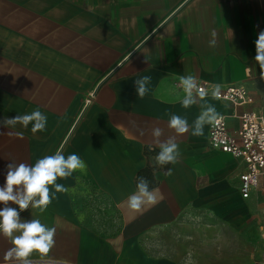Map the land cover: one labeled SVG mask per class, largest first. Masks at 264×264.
I'll return each mask as SVG.
<instances>
[{"label": "crops", "instance_id": "0c3cea01", "mask_svg": "<svg viewBox=\"0 0 264 264\" xmlns=\"http://www.w3.org/2000/svg\"><path fill=\"white\" fill-rule=\"evenodd\" d=\"M213 30L217 43L209 47ZM261 31L264 0H0V120L37 108L47 116L36 133L31 124L0 126V187L7 164L34 165L58 150L87 165L58 178L68 191L56 193L44 212L9 202L22 220L56 228L53 248L33 252L32 264H189L215 222L255 233L260 260L264 194L241 196L245 164L212 149L205 125L203 136H177V163L159 165L152 130L163 129L161 140L176 135L167 125L171 114L186 118L191 130L202 103L227 116L231 133L239 127L233 111L264 116V76L254 59ZM189 74L211 86L241 84L253 102L233 107L208 96L185 109L179 78ZM145 75L152 79L141 99L134 81ZM145 169L163 199L136 212L125 202ZM89 189L115 208L117 231L82 222L80 211L97 201ZM189 212L205 224L182 223ZM12 246L0 234V264H20L4 259Z\"/></svg>", "mask_w": 264, "mask_h": 264}, {"label": "clouds", "instance_id": "9594fccd", "mask_svg": "<svg viewBox=\"0 0 264 264\" xmlns=\"http://www.w3.org/2000/svg\"><path fill=\"white\" fill-rule=\"evenodd\" d=\"M209 47H215L217 33L213 30L210 33ZM256 55L255 61L259 64L264 76V31H261L255 41ZM150 76H142L134 81L138 98H143L149 92ZM180 87L184 93L180 101L183 108L188 109L197 104V101H205L211 96L213 99H220L222 85L213 84L210 89L200 85L198 78L194 75H182L179 78ZM222 117L212 104L202 103L201 112L190 125L183 116L171 114L167 121L168 128L174 130L176 135L169 136L161 140L163 129L155 127L152 130L154 144L159 148L156 161L159 165L175 164L178 162L181 152L177 143V136L190 133L199 137L204 135L205 125H219ZM27 128L32 125V132L43 131L47 125V116L38 108L31 113L16 115L0 120V126L15 128L17 125ZM11 134V133H10ZM143 135V130H140ZM22 137V132L15 133ZM149 150H155L153 145H149ZM86 163L81 157L72 153L65 157L62 151L58 150L52 155L38 159L35 164L11 162L6 166L5 184L0 187V203L4 204L0 210V234L10 238L13 245L4 254L5 260H16L20 264H32L29 257L33 252L47 255L55 244V227H49L40 219L22 220L20 211L29 209H39L44 212L52 200L56 198V193L67 192L68 189L60 183L58 178H68L77 170L86 169ZM171 175V169L168 170ZM50 186L54 191H50ZM163 197L159 189L150 188V182L145 177H139L136 184V191L131 194L125 202L130 210L139 212L146 206L155 205ZM9 202L18 205L19 210L9 206Z\"/></svg>", "mask_w": 264, "mask_h": 264}, {"label": "built area", "instance_id": "2783aa9c", "mask_svg": "<svg viewBox=\"0 0 264 264\" xmlns=\"http://www.w3.org/2000/svg\"><path fill=\"white\" fill-rule=\"evenodd\" d=\"M210 89L211 85L200 83ZM219 100L227 101L238 107L251 104L253 98L241 84H229L222 88ZM222 117L219 125H208V145L214 149L227 153L245 164V171L240 174L239 191L243 198H248L252 189H260L264 194V116L255 110L241 113L233 111L231 116L239 120L238 129L231 133L227 129V116ZM260 238L262 252L259 264H264V218L261 224Z\"/></svg>", "mask_w": 264, "mask_h": 264}, {"label": "rangeland", "instance_id": "374dc122", "mask_svg": "<svg viewBox=\"0 0 264 264\" xmlns=\"http://www.w3.org/2000/svg\"><path fill=\"white\" fill-rule=\"evenodd\" d=\"M88 194L94 196L97 201L80 211L82 222L101 232L117 231L119 222L115 208L95 190L89 189ZM181 220L182 223L192 222L196 226L205 224L202 215L190 212L184 214ZM212 228L211 238L206 244L198 243L197 258L195 261H188L189 264H259L255 233L251 234L243 227L237 228L220 222L212 223ZM189 253L187 252L185 256L191 258L192 254Z\"/></svg>", "mask_w": 264, "mask_h": 264}, {"label": "trees", "instance_id": "16d2710c", "mask_svg": "<svg viewBox=\"0 0 264 264\" xmlns=\"http://www.w3.org/2000/svg\"><path fill=\"white\" fill-rule=\"evenodd\" d=\"M155 152H156V154L158 153L157 151H155ZM148 176H150V173H149L148 169H145V170H143L142 172H140L138 174L137 180H138L139 177L147 178V180L150 182V188H151L152 186H154V182L151 179V177H148Z\"/></svg>", "mask_w": 264, "mask_h": 264}]
</instances>
